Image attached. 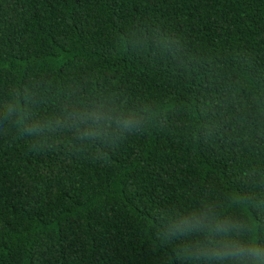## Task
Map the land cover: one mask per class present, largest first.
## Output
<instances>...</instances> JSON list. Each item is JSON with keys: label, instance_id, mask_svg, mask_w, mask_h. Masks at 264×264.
I'll use <instances>...</instances> for the list:
<instances>
[{"label": "trees", "instance_id": "1", "mask_svg": "<svg viewBox=\"0 0 264 264\" xmlns=\"http://www.w3.org/2000/svg\"><path fill=\"white\" fill-rule=\"evenodd\" d=\"M73 86L156 118L103 155L0 128V264H159L153 208L264 188V0H0V102Z\"/></svg>", "mask_w": 264, "mask_h": 264}, {"label": "clouds", "instance_id": "2", "mask_svg": "<svg viewBox=\"0 0 264 264\" xmlns=\"http://www.w3.org/2000/svg\"><path fill=\"white\" fill-rule=\"evenodd\" d=\"M145 49L148 38H129ZM49 98L36 88H22L0 102V128L31 138L39 146L69 131L81 148L103 155L128 136L149 128L156 112L134 108L120 94L101 95L70 87L52 98L55 110L41 114ZM146 237L160 249L159 264H264V188L252 195L235 192L222 199L191 201L152 209Z\"/></svg>", "mask_w": 264, "mask_h": 264}]
</instances>
